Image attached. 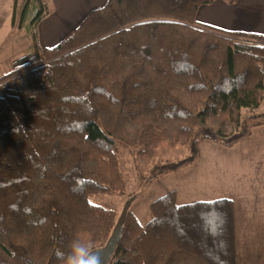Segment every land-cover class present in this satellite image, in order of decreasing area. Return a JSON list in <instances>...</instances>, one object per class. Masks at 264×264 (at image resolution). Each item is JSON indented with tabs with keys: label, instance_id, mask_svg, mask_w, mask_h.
<instances>
[{
	"label": "trees",
	"instance_id": "1",
	"mask_svg": "<svg viewBox=\"0 0 264 264\" xmlns=\"http://www.w3.org/2000/svg\"><path fill=\"white\" fill-rule=\"evenodd\" d=\"M215 1L109 0L0 78V264L107 244L121 211L92 197L126 194L117 140L153 182L200 140L244 136L236 112L264 104V35L200 24ZM150 210L142 225L129 209L109 264H239L232 200L179 204L172 191Z\"/></svg>",
	"mask_w": 264,
	"mask_h": 264
},
{
	"label": "rangeland",
	"instance_id": "2",
	"mask_svg": "<svg viewBox=\"0 0 264 264\" xmlns=\"http://www.w3.org/2000/svg\"><path fill=\"white\" fill-rule=\"evenodd\" d=\"M108 1L0 0V78L9 73L19 59L36 54L38 48L59 45L91 11L105 6ZM41 10L44 16L34 24L40 19ZM38 26L42 41L33 40L35 35L38 37ZM261 32L259 34L264 35V29ZM12 86L25 88L26 83L17 80ZM258 113H264V104L257 109L236 112L238 129L244 132L240 140H200L190 163L174 172L157 175L153 182L141 173L130 146L117 140L127 182L126 194L94 196L92 201L121 213L131 201V212L145 225L152 217L150 205L172 191H176L179 204L230 199L235 205L239 264H264V124L255 125L257 120L250 118ZM247 124L250 126L248 135ZM188 154V150L178 153L180 157Z\"/></svg>",
	"mask_w": 264,
	"mask_h": 264
},
{
	"label": "crops",
	"instance_id": "3",
	"mask_svg": "<svg viewBox=\"0 0 264 264\" xmlns=\"http://www.w3.org/2000/svg\"><path fill=\"white\" fill-rule=\"evenodd\" d=\"M43 16L35 22L33 20L34 24L40 21ZM15 20L16 17H14V24ZM197 20L218 29L259 34L264 29V0H238L234 4L226 0H217L201 7L197 14ZM21 25H24L23 19ZM39 28L40 26H38V37L37 35L33 37L34 41L35 38L42 41Z\"/></svg>",
	"mask_w": 264,
	"mask_h": 264
},
{
	"label": "water",
	"instance_id": "4",
	"mask_svg": "<svg viewBox=\"0 0 264 264\" xmlns=\"http://www.w3.org/2000/svg\"><path fill=\"white\" fill-rule=\"evenodd\" d=\"M130 206H131V201L127 202L126 205L124 206L122 213L118 219V222L107 244L102 248L91 251L100 258V264L110 263L114 255L115 249L119 244V242L121 241Z\"/></svg>",
	"mask_w": 264,
	"mask_h": 264
},
{
	"label": "clouds",
	"instance_id": "5",
	"mask_svg": "<svg viewBox=\"0 0 264 264\" xmlns=\"http://www.w3.org/2000/svg\"><path fill=\"white\" fill-rule=\"evenodd\" d=\"M58 255L63 264H100V258L90 251V246L80 240H73L70 250Z\"/></svg>",
	"mask_w": 264,
	"mask_h": 264
}]
</instances>
